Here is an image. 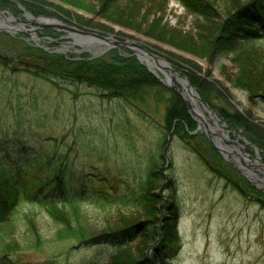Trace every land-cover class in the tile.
I'll return each mask as SVG.
<instances>
[{
  "label": "rangeland",
  "instance_id": "rangeland-1",
  "mask_svg": "<svg viewBox=\"0 0 264 264\" xmlns=\"http://www.w3.org/2000/svg\"><path fill=\"white\" fill-rule=\"evenodd\" d=\"M32 1L46 5L47 11L35 14L26 9L21 0H0V32L18 37L15 42H6L5 47L11 51L21 49L23 42L34 41L46 49L58 50L65 55L87 53L100 57L113 49L119 50L121 54L128 52L134 55L128 48L116 44H109V48L98 53L97 49L104 46L103 44L91 42L81 45L78 35L58 25L64 24L119 42L136 43L163 58L171 68L178 71L181 69L166 58L180 64L185 63L177 60L176 56L198 62L202 67L199 74L215 81L221 93V96L213 94L209 97L211 105L203 101L218 113L220 123L225 124V127L221 126L216 131L224 136L223 141H217L210 128L208 133L214 142L206 135L205 137L237 174L264 191V167L260 165V161H263V150L251 143L241 129L231 127L219 114V108L227 111L235 109L255 123L264 124V102H260L262 99H250L247 90L233 86L229 81V77L238 72L236 63L231 60V54L222 55L213 63H208L203 58L156 38L162 31H166L178 38L189 36L195 39V26L203 19L201 16L188 14L179 0H115L117 14L112 12L111 7L108 10L102 9L99 0H83V3L89 6L88 10L75 7L65 0ZM208 1L218 15L232 5L230 0ZM131 7L134 10L129 14ZM107 11L112 15L105 17ZM77 15L82 17V21L77 19ZM52 19L58 22L51 21ZM153 27L155 37L146 34ZM250 45L264 63V38H258ZM95 52L98 54H94ZM138 56L142 64L151 73L154 72L157 79V76L168 78L164 76L163 71L158 70V63L151 57L146 54ZM206 70L209 71L208 74H205ZM178 79L177 75L176 80ZM77 88L80 96L75 99L65 89H54L48 82L25 73H11L0 66V131L4 129L5 123H14V118L18 115L25 120L36 122L46 113L50 114L47 115L50 123L51 120L57 123L48 128L47 132L42 131L45 135L54 133L61 136L65 135V132L74 131L75 134L79 130L85 131L80 136V141L75 143L71 140L72 137L66 134L60 150L66 152L70 149L72 162L80 172L89 174L105 165L112 172L110 184L89 182L90 189L103 186L107 192L126 195L136 187L135 176L140 175L147 165L145 155L153 151L158 155L162 149L160 144L163 129L160 123L163 106L156 105L152 98L147 99L142 110L144 115L145 112L148 114L146 117L137 115L132 108L125 106L123 124L120 131L115 132V122L112 120L119 117L120 113L116 114L117 109L113 104L99 97L95 88L84 85ZM192 109L199 113L190 115L197 124L195 132L204 134L207 132L204 124L208 127H216V124H219L215 123L205 108L201 109L194 101ZM200 112L206 115L207 121L205 118L201 123ZM104 114H107V121H104ZM55 126L57 128L53 130L52 127ZM226 128L234 130L238 138ZM90 129L106 134L108 142L102 145L95 141L90 142ZM230 141L238 143L240 147L237 148L229 143ZM34 147H38V144H34ZM242 147L249 155L259 156L260 161H254L242 154ZM221 148L227 149L229 153ZM164 153L167 156V172L175 183L177 201L174 237L166 246L165 260L161 264H264V205L241 195L232 186L224 183L222 178L215 177L207 169L204 164L206 162L199 159L192 148L176 136L168 138ZM233 153H239L240 157ZM206 160L212 162L209 156ZM87 199L88 202H83L80 206V211L85 216L82 223L94 230H115L123 227L125 222L145 224L138 230V234L120 236L111 244L73 249L70 244L53 240L56 224L44 207L39 204H26L22 208V214L14 222L12 238L22 243L34 237L29 234L31 229H34L40 235L42 244L38 248H30L27 253L21 255V259L44 260L52 257L58 259L60 264H102L113 252L129 248L136 251L137 247L147 246L148 251L152 250L155 241L147 240V229H143L149 226L146 222L148 216L145 206H101L90 202L94 199L93 196ZM114 243L117 245L112 248Z\"/></svg>",
  "mask_w": 264,
  "mask_h": 264
},
{
  "label": "trees",
  "instance_id": "trees-1",
  "mask_svg": "<svg viewBox=\"0 0 264 264\" xmlns=\"http://www.w3.org/2000/svg\"><path fill=\"white\" fill-rule=\"evenodd\" d=\"M65 1L78 8H89L83 0ZM99 1L102 9L108 10L111 7L112 12L117 14L115 0ZM179 1L188 14L203 18L195 26V39L189 36L178 38L166 31H162L156 38L203 58L208 63L230 53L231 60L238 68V72L229 77L230 83L247 90L250 99H262L260 102H264V63L250 45L258 38H264V0H230L231 7L221 15L217 14L208 0ZM21 3L35 14L47 11L46 5L34 3L32 0H21ZM60 10L66 12L63 8ZM133 10L131 7L129 14ZM109 14L111 13L107 11L105 17ZM77 19L82 21L81 16L77 15ZM146 34L155 37V27ZM17 38L0 32V66L11 73H25L48 82L54 89H65L75 99L80 96L77 88L79 85L95 88L97 95L107 103L111 102L117 109L116 114L120 113L119 117L112 120L115 122V132H119L123 124L125 106L132 108L141 117L148 116L146 112L145 115L142 112L147 99L152 98L156 105L163 106L160 123L163 129L160 144L162 149L158 155L155 151L145 155L147 165L140 175L135 176L136 187L126 195H119L117 192H107L103 186L89 188V182L110 184L112 172L106 165L89 174L80 172L72 162L70 149L66 152L60 150L66 134L75 143L80 141V136L85 131L79 130L75 134L74 131L65 132L61 136L54 133L45 135L42 131L47 132L48 128L57 123L53 120L50 123L47 118L49 113L36 122L18 115L14 118V123H5L4 129L0 131V264H60L58 259L52 257L44 260L21 259V255L30 248L35 249L42 244L40 235L34 229L29 233L34 237L22 243L12 238L14 222L22 214V208L26 204H39L44 207L56 224L53 240L70 244L73 249L111 244L120 236L138 234V230L145 224L125 222L123 227L115 230H94L82 223L85 216L80 211L81 204L88 202L87 198L92 196L94 199L90 202L101 206H145L148 216L146 222L149 223L148 228H143L147 229L145 238L155 241L150 251L147 246L137 247L136 251L129 248L113 252L102 264H161L165 260L166 246L174 237L176 218L175 183L167 172V156L164 153L168 138L172 136L179 138L186 146L189 145L199 159L206 162L204 164L215 177L222 178L224 183L232 186L241 195L264 205V191L237 174L216 152L205 134L195 132L197 124L180 96L163 85L136 56L128 52L121 54L117 49L100 57L87 53L65 55L36 45L33 41L23 42L22 48L16 51L5 47L7 41L15 42ZM176 57L185 64L166 59L181 69L202 100L210 104L209 97L213 94L221 96L216 82L199 74L202 67L198 62ZM208 73L206 70L205 74ZM219 114L231 127L241 129L247 139L264 152V124L255 123L235 109L227 111L219 108ZM104 117V121H107V114ZM52 128L56 130L57 126ZM90 135V142L95 141L100 145L108 142V136L98 133L97 130L90 129ZM34 144H38V147H34ZM207 156L211 158V163L206 160ZM116 245L114 243L112 248Z\"/></svg>",
  "mask_w": 264,
  "mask_h": 264
},
{
  "label": "water",
  "instance_id": "water-1",
  "mask_svg": "<svg viewBox=\"0 0 264 264\" xmlns=\"http://www.w3.org/2000/svg\"><path fill=\"white\" fill-rule=\"evenodd\" d=\"M58 25L62 26L66 30H68L70 32H73L76 35H78L81 38V39H79L81 45H88L92 41H96L97 43L103 44L104 45V49L101 50L100 52L97 51L98 53L104 52L107 48H109V44H116L118 46L122 45V46L128 48L132 53H134V55H136L138 57V59H139L138 55H141V54H146L147 56L151 57L153 59V61H156V63H158V65H159L158 70L161 71V72L163 71L164 76L168 77V78H163V77L157 76L158 79L163 84H165L167 87H169L172 90H174L180 96V98L183 100V102H184L188 112L190 113V115L192 113H197L194 109L191 110L192 102L194 101L195 103H197L199 105V107L201 109L205 108L206 111L215 118V123H219L221 126L225 127V124H221L220 123V120H219L220 117H219L218 113L213 108H211L205 101H203L201 99V97L199 96L197 90L189 82L188 78L182 72L171 68L170 65L166 66V65L162 64V62L167 63L163 58L159 57L158 55L148 51L147 49H145L142 46H140V45H138L136 43H133V42H131V43L119 42V41L111 39V38H109L107 36H103V35H100V34H97L95 32H91V31L79 29V28H76L74 26H69V25H64V24H58ZM42 26H47V25H42ZM127 44H129V46H133L134 48L127 47L128 46ZM97 52H95L94 54H98ZM139 61L142 63L141 59H139ZM152 73H154V72H152ZM175 75L179 76L178 80H176V76ZM197 114H199V113H197ZM197 123H198V127H200V124H199L198 121H197ZM204 125H206V131H207L205 133L206 136L208 137V139L210 141L214 142V140L212 139V137L208 133V131H210L208 125L207 124H204ZM226 129L227 130H231V129H228V128H226ZM231 131L236 136V138H238V134L235 133L234 130H231ZM225 142H227V141L225 140ZM229 143H231V144L235 145L237 148H239L237 146L236 142L230 141ZM247 144H250V143H247ZM215 147H217L218 149L220 148L217 145H215ZM221 149L224 150L226 153H229V151L227 149H223V148H221ZM240 150H241L242 154H244L245 156L249 157L250 159H252L254 161H260L259 156L253 157V156L249 155L248 153H246L244 151V147L240 148ZM233 154L235 156L240 157L239 153H233ZM260 165L262 167H264V162L260 161Z\"/></svg>",
  "mask_w": 264,
  "mask_h": 264
},
{
  "label": "bare ground",
  "instance_id": "bare-ground-1",
  "mask_svg": "<svg viewBox=\"0 0 264 264\" xmlns=\"http://www.w3.org/2000/svg\"><path fill=\"white\" fill-rule=\"evenodd\" d=\"M51 21H54V22H58L57 20H55V19H52ZM104 49V47L103 48H99V49H97V51H101V50H103ZM155 62V61H154ZM162 64H164V65H166V66H169V64H167V63H165V62H162ZM171 67V66H170ZM200 114H201V118H200V121H201V123H203V121L205 120V118H206V121H207V117H206V115H204L202 112H200ZM211 118L215 121V118L213 117V116H211ZM220 127H221V125L220 124H216V127H213V126H211V125H209V128L211 129V131H212V133L214 134V136L215 137H217V141H223V138H224V136H222V135H220V134H218L216 131L218 130V129H220ZM237 146L238 147H240V145L237 143Z\"/></svg>",
  "mask_w": 264,
  "mask_h": 264
}]
</instances>
